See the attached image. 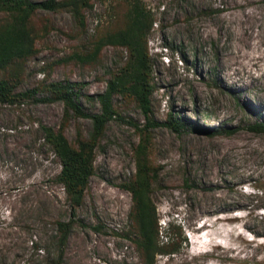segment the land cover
I'll list each match as a JSON object with an SVG mask.
<instances>
[{
    "label": "rangeland",
    "instance_id": "rangeland-1",
    "mask_svg": "<svg viewBox=\"0 0 264 264\" xmlns=\"http://www.w3.org/2000/svg\"><path fill=\"white\" fill-rule=\"evenodd\" d=\"M143 2L156 20L148 43L152 118L185 126L145 129L139 106L116 97L125 120L108 125L84 206L74 218L57 182L60 160L41 130L61 127L64 105L0 104V264H50L55 223L72 218L64 264H142L127 239L133 199L123 185L136 174V149L145 138L157 175L151 197L162 239L171 224L188 239L183 250L158 256L156 264H264V134L246 129L264 123V0ZM92 3L83 26L71 10L35 16L38 54L25 63L18 92L70 81L82 84L85 111L100 112V104L86 96L106 91L128 52L107 46L94 61L79 57L93 54L103 36L124 25L127 6L124 0ZM251 58L261 63L248 69ZM79 130L89 135L91 121L68 124L65 136L73 145Z\"/></svg>",
    "mask_w": 264,
    "mask_h": 264
},
{
    "label": "trees",
    "instance_id": "trees-1",
    "mask_svg": "<svg viewBox=\"0 0 264 264\" xmlns=\"http://www.w3.org/2000/svg\"><path fill=\"white\" fill-rule=\"evenodd\" d=\"M94 0H0V104L16 105L25 102L34 104L64 105L61 127L43 125L41 130L45 145L49 146L60 160L61 172L57 182L64 188L75 218L78 209L84 206L90 181L96 172L97 152L101 148L108 125L113 121L125 120L117 110L116 97L135 102L144 114L147 125L153 129L168 125L175 131L185 126L180 121L161 124L152 118L153 63L149 50V36L156 20L143 0H124L127 14L124 25L110 31L97 43L94 53L85 58L94 61L107 46L123 48L128 52L125 66L111 75L104 93L94 97L87 95L90 102L100 104L99 113H87L80 104L82 84L65 82L42 83L39 87L26 92H18L24 80V65L38 54L36 47L39 39L34 27V18L40 12L57 13L71 10L84 25V11L92 8ZM115 1V0H114ZM83 60V59H81ZM43 96V97H42ZM72 119H88L92 130L89 135L78 131L76 144L65 136V129ZM139 130V126L134 124ZM254 134H264V123L257 122L246 127ZM234 131L222 130L220 133L231 135ZM209 135V134H208ZM149 140H142L136 149L137 171L135 176L123 188L132 194L133 207L129 218L132 231L127 239L132 241L142 260V264H156L158 256H173L188 245L183 228L170 225L167 240L162 239V227L157 208L152 200V186L157 175L150 163ZM74 218L69 222L56 221L57 232L54 238L56 252L50 264H64L66 248L72 230Z\"/></svg>",
    "mask_w": 264,
    "mask_h": 264
},
{
    "label": "bare ground",
    "instance_id": "bare-ground-1",
    "mask_svg": "<svg viewBox=\"0 0 264 264\" xmlns=\"http://www.w3.org/2000/svg\"><path fill=\"white\" fill-rule=\"evenodd\" d=\"M262 57H264V55ZM260 59L261 58H251L247 64V66H249L248 69L251 68L252 66H255V67L259 66V64L261 63L259 62ZM250 75H252V73H250Z\"/></svg>",
    "mask_w": 264,
    "mask_h": 264
}]
</instances>
